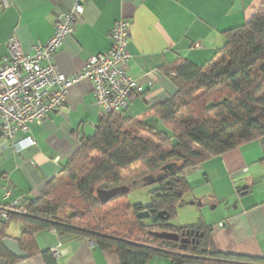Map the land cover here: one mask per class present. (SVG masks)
<instances>
[{"label":"crops","instance_id":"1","mask_svg":"<svg viewBox=\"0 0 264 264\" xmlns=\"http://www.w3.org/2000/svg\"><path fill=\"white\" fill-rule=\"evenodd\" d=\"M11 1L10 9L0 10V58L9 56L6 44L12 36L27 53L37 43L49 41L59 11L75 4V0ZM263 7L264 0H88L75 34L65 41L55 63L66 75L82 71L91 57L110 51L115 23L130 21V74L139 90L123 115L148 121L156 117L157 106L177 93L171 78L161 72L163 66L180 59L199 67L209 65L225 47V34L251 21ZM66 103L65 111L51 113L41 125L31 124L29 133L18 137V143L32 137L36 143L32 148L17 153L0 133V206H6L2 198L6 189L11 200L40 198L79 150L82 139L95 134L102 110L92 83L72 87ZM185 175L191 189L186 214L200 213L216 249L264 258V138L212 157ZM8 235L19 239L21 225L10 226ZM35 240L40 251L52 252L59 264H120L115 252L104 251L85 237L48 230L36 234ZM17 264L45 261L35 256ZM148 264L172 263L154 258Z\"/></svg>","mask_w":264,"mask_h":264},{"label":"trees","instance_id":"2","mask_svg":"<svg viewBox=\"0 0 264 264\" xmlns=\"http://www.w3.org/2000/svg\"><path fill=\"white\" fill-rule=\"evenodd\" d=\"M225 35V47L209 65L180 59L160 69L177 93L155 108V118L126 119L125 112L101 118L95 134L82 139L40 198L23 199L0 224V260L21 262L2 246L3 240L13 239L8 230L17 223L21 235L14 240L30 258L42 256L45 264H59L52 252H42L36 244L35 235L48 230L88 238L102 250L115 252L120 264H148L154 258L172 264H264V258L219 252L203 221L182 228L169 225L191 191L188 170L264 138V7ZM184 113L187 119L180 120ZM137 165L148 171L170 166L154 183L158 188L152 204L147 209L132 206L127 195L101 203L97 187L122 182V174ZM153 232L178 234L190 244L183 247Z\"/></svg>","mask_w":264,"mask_h":264},{"label":"built area","instance_id":"3","mask_svg":"<svg viewBox=\"0 0 264 264\" xmlns=\"http://www.w3.org/2000/svg\"><path fill=\"white\" fill-rule=\"evenodd\" d=\"M87 3L88 0H75L71 9L59 11L53 36L46 43L34 45L32 53L25 52L15 36L6 44L9 56L0 58V133L17 153L36 145L32 137L19 143L18 137L27 135L31 124L41 125L51 113L65 111L70 89L82 81L92 83L101 118L121 115L136 97L139 84L130 74L132 57L128 47L132 25L128 20L115 23L110 51L91 57L82 71L66 75L56 66L55 57L75 34ZM11 7V0H0L1 11ZM22 143L25 146L18 148ZM11 197V191L6 189L2 197L6 206H0V224L23 201ZM18 212L26 214L25 209Z\"/></svg>","mask_w":264,"mask_h":264},{"label":"rangeland","instance_id":"4","mask_svg":"<svg viewBox=\"0 0 264 264\" xmlns=\"http://www.w3.org/2000/svg\"><path fill=\"white\" fill-rule=\"evenodd\" d=\"M180 120H186L187 114H180ZM169 170L161 169L158 171H148L141 166H134L128 171L122 174V182L117 184L102 183L97 187V190H111L113 188L126 186L131 191L127 195V199L130 205H141L144 208H148L153 202V192L158 188V184L152 183V181H158L163 176L167 175ZM154 184V185H153ZM185 204L177 211V216L169 221V225L175 228H182L191 225H197L201 223L202 217L199 214H186V207L190 204L188 197L184 198ZM147 210H143L142 214H146ZM17 223H12L11 226L15 227Z\"/></svg>","mask_w":264,"mask_h":264},{"label":"water","instance_id":"5","mask_svg":"<svg viewBox=\"0 0 264 264\" xmlns=\"http://www.w3.org/2000/svg\"><path fill=\"white\" fill-rule=\"evenodd\" d=\"M170 168V166H167L164 169H168ZM157 181H152V183H156ZM130 193V189L126 186H122V187H117V188H113L111 190H98L97 191V196L98 199L101 203L103 204H107L110 201H112L113 199L117 198L118 196L121 195H128ZM165 213H160V217H163ZM153 236L165 240V241H170V242H180L181 245L183 247L186 246V244L190 243L188 240L186 239H180L178 234H174V233H167V232H162V233H158V232H153L152 233ZM2 246L8 251V253L10 255H12L13 257L17 258L18 260H27L30 258L29 254L25 251H23L20 247V245L18 244V242L14 239H5L2 241ZM0 264H9L8 260L6 259H1L0 260Z\"/></svg>","mask_w":264,"mask_h":264},{"label":"flooded vegetation","instance_id":"6","mask_svg":"<svg viewBox=\"0 0 264 264\" xmlns=\"http://www.w3.org/2000/svg\"><path fill=\"white\" fill-rule=\"evenodd\" d=\"M191 239V238H190ZM188 244H190V243H188ZM193 245V244H192Z\"/></svg>","mask_w":264,"mask_h":264}]
</instances>
